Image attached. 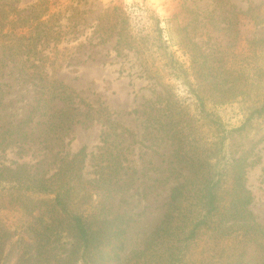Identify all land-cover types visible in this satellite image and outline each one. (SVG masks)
Wrapping results in <instances>:
<instances>
[{
    "label": "rangeland",
    "instance_id": "rangeland-1",
    "mask_svg": "<svg viewBox=\"0 0 264 264\" xmlns=\"http://www.w3.org/2000/svg\"><path fill=\"white\" fill-rule=\"evenodd\" d=\"M6 1L26 11L39 5L46 20L54 15L51 25L62 33V41L55 48L42 41L36 54L53 57L55 64L47 72L75 92V119L71 129L58 137L49 125L56 122L54 116L63 102L32 114L37 105L35 87L23 81L9 61V51L0 48L5 66L2 81L7 84L0 125L17 126L18 132L6 136L0 146V163L11 167L26 164L38 176L48 178L85 146L98 159L109 153L119 158L107 205L111 215H124L129 222L128 255L161 222L171 189L188 172L175 159L173 141L153 130L156 126L147 130L145 117L135 111L152 104L155 89L162 91L161 85L155 88L154 84L162 82L171 87L182 107L178 120L192 128L203 124L201 136L197 134L202 142L217 140L204 126L202 105L208 113H216L226 128L241 126L245 107L264 98V0ZM115 8L129 19L128 31L136 39L139 53L125 49L118 56V32L100 43L110 34L102 28L111 24L109 15ZM158 25L185 73L175 74L160 56L167 53L156 43ZM17 26L22 30L21 20ZM12 38L16 40V35ZM136 54H147L153 62L150 73L144 71ZM102 116L114 125L105 124ZM4 137L0 133V142ZM238 144L239 152L255 162L248 169L247 186L254 196L251 209L264 226V117L254 121ZM95 163H88L87 178L93 177Z\"/></svg>",
    "mask_w": 264,
    "mask_h": 264
},
{
    "label": "trees",
    "instance_id": "trees-1",
    "mask_svg": "<svg viewBox=\"0 0 264 264\" xmlns=\"http://www.w3.org/2000/svg\"><path fill=\"white\" fill-rule=\"evenodd\" d=\"M38 6L19 10L13 2L0 0V48L9 51V61L23 81L35 87L37 105L32 114L63 102L54 116L56 122L49 125L63 137L74 124L75 92L47 72V67L55 64L53 57L36 54L40 42L46 46L53 43L55 48L62 41V33L51 25L54 15L46 20ZM119 12L115 8L110 13L111 24L102 28L110 34L100 43L118 32L117 55L123 56L120 53L125 49L139 53L136 39L128 31L129 19ZM20 20L22 30L17 26ZM156 43L167 53L160 56L175 74L185 73L159 25ZM136 56L150 73L154 64L147 54ZM4 69L0 57V107L6 106ZM160 85L162 91L155 89L152 104L135 113L145 117L147 130L156 126L153 130L173 141L175 159L188 172L171 189L163 219L144 243L125 255L129 222L124 215L109 212L107 199L119 158L109 153L98 159L85 146L48 178L38 176L26 164L11 167L0 163V264H264V226L251 209L254 196L247 186L248 169L255 162L239 152L238 144L254 121L264 117V98L245 107V122L233 129L226 128L216 113H208L202 105L204 126L217 139L207 143L197 138L203 124L192 128L178 120L182 107L176 95L169 85L154 84L155 88ZM102 117L105 124L114 125L109 117ZM16 128L0 125L5 136L0 146L6 136L18 134ZM91 160L96 162L94 175L87 178Z\"/></svg>",
    "mask_w": 264,
    "mask_h": 264
}]
</instances>
